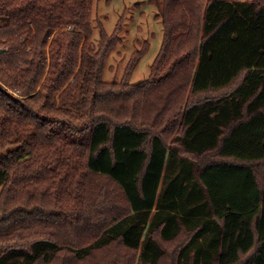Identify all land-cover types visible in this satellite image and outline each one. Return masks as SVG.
Here are the masks:
<instances>
[{
	"label": "trees",
	"instance_id": "trees-1",
	"mask_svg": "<svg viewBox=\"0 0 264 264\" xmlns=\"http://www.w3.org/2000/svg\"><path fill=\"white\" fill-rule=\"evenodd\" d=\"M149 3L134 85L95 0H0V264H264V0Z\"/></svg>",
	"mask_w": 264,
	"mask_h": 264
},
{
	"label": "rangeland",
	"instance_id": "rangeland-1",
	"mask_svg": "<svg viewBox=\"0 0 264 264\" xmlns=\"http://www.w3.org/2000/svg\"><path fill=\"white\" fill-rule=\"evenodd\" d=\"M231 1L250 2L252 0ZM158 15V8L151 5L149 0H95L93 8L95 33L92 39L95 46L100 38L101 25L105 27L108 34L113 35L112 33L123 24L119 34L120 41L107 58L103 78L105 82L121 83L130 69L133 58L142 52L144 55L138 61L129 81L135 85L149 78L151 65L159 53L164 36V28L157 19ZM6 23V19L0 17V26ZM114 251L108 250L97 254L105 257L107 262L104 261V264H112Z\"/></svg>",
	"mask_w": 264,
	"mask_h": 264
},
{
	"label": "water",
	"instance_id": "water-1",
	"mask_svg": "<svg viewBox=\"0 0 264 264\" xmlns=\"http://www.w3.org/2000/svg\"><path fill=\"white\" fill-rule=\"evenodd\" d=\"M2 88L1 84H0V89Z\"/></svg>",
	"mask_w": 264,
	"mask_h": 264
}]
</instances>
